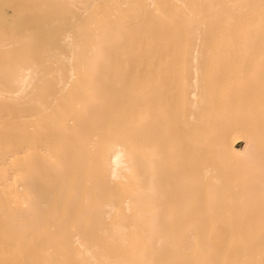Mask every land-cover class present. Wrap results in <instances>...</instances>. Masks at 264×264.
I'll return each instance as SVG.
<instances>
[{
	"label": "bare ground",
	"instance_id": "6f19581e",
	"mask_svg": "<svg viewBox=\"0 0 264 264\" xmlns=\"http://www.w3.org/2000/svg\"><path fill=\"white\" fill-rule=\"evenodd\" d=\"M0 264H264V0H0Z\"/></svg>",
	"mask_w": 264,
	"mask_h": 264
}]
</instances>
